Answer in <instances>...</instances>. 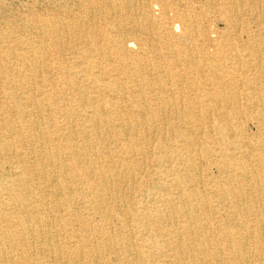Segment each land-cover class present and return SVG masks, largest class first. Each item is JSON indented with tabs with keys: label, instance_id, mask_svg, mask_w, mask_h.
<instances>
[{
	"label": "bare ground",
	"instance_id": "obj_1",
	"mask_svg": "<svg viewBox=\"0 0 264 264\" xmlns=\"http://www.w3.org/2000/svg\"><path fill=\"white\" fill-rule=\"evenodd\" d=\"M75 1L0 29V264H264V0Z\"/></svg>",
	"mask_w": 264,
	"mask_h": 264
},
{
	"label": "rangeland",
	"instance_id": "obj_2",
	"mask_svg": "<svg viewBox=\"0 0 264 264\" xmlns=\"http://www.w3.org/2000/svg\"><path fill=\"white\" fill-rule=\"evenodd\" d=\"M140 1L145 3H152L156 5L155 0H147V1L140 0ZM184 1H190V0H184ZM205 1L206 0H196L193 1V5L194 7L198 8ZM62 4H67L74 10L78 8V4L75 0H61V1L60 0H0V29L6 27L7 25H10L14 28L13 33L15 35L18 36L31 35V30L29 28L27 29L20 28V20L23 17L29 16L30 15L29 13L31 12H34L36 14H42L44 11H52L54 9H57ZM204 25L208 31L218 29V23H216L215 18L213 17V11L207 12ZM68 61H70V59H68ZM213 122L215 123V121H211L210 124L213 125L214 124ZM253 129L254 127L250 128L249 131H252ZM4 167L5 166L3 164L0 165L1 169H3ZM139 176L143 177L144 175L142 174V172H140ZM159 179H161V176H159ZM124 183L125 185L129 186L130 193L135 194L134 185L135 186L140 185V180L135 181L134 185H133V181H131L130 179L125 180ZM110 255H113V253L111 252Z\"/></svg>",
	"mask_w": 264,
	"mask_h": 264
}]
</instances>
